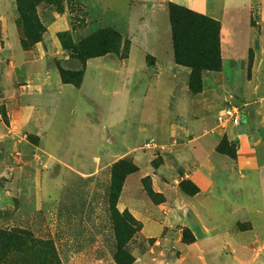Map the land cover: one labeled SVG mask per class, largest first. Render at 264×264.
<instances>
[{
    "label": "rangeland",
    "instance_id": "obj_1",
    "mask_svg": "<svg viewBox=\"0 0 264 264\" xmlns=\"http://www.w3.org/2000/svg\"><path fill=\"white\" fill-rule=\"evenodd\" d=\"M226 2L228 6L224 0H208L210 11L225 25L226 73L230 76L228 68L234 63L237 68L245 63L243 76L249 77L253 64L249 48L258 41L260 17L253 9L249 18L248 10L237 0ZM14 3L18 28L16 0ZM168 3L163 0H62L60 12L56 6L43 3L37 13L45 29L41 41L45 51L41 58L34 51L35 58L44 69H53L59 76L57 63L64 68L80 69L74 60L77 50H64L57 36L67 33L77 46L98 31L109 29L121 35L123 42L133 41L139 49L140 44L148 47L150 54L160 60L173 59ZM262 44L264 48V39ZM123 47L114 42L108 46L99 42L92 52L117 51L104 56L123 62L126 53ZM252 50L254 60L256 51ZM136 53L133 69L137 72L130 77V82L140 79V54ZM11 61L7 51L0 52V264H118L117 260L127 264L129 256L132 264H264L261 243H244V247H238L240 237L238 243H233L223 240L224 235L218 242L204 243L201 240L204 233L193 231L191 226L195 229L200 226L199 217L187 214L185 209L190 204L182 197L197 195L198 188L186 177L172 152L154 147L155 141L149 140L154 135L150 126L147 134H140L143 121L149 122L147 114L146 119L140 117V99L139 102L111 99L112 106L104 112L112 124L108 125V140L95 141L85 135L81 141L78 136H66L69 138L66 149L52 151L42 135V120L47 118L44 105L40 103L34 108L33 115L38 120L35 131L18 119L24 113L18 107L20 93L29 87L30 80L19 70L6 71V64ZM229 104L248 110L242 102L232 100ZM95 111L98 113L97 108ZM219 116L217 122L224 128L227 124H222ZM144 134L148 141H143ZM224 142L221 141L217 150L221 147L220 153L232 152ZM122 162L135 172L117 180L116 188L121 192L114 201L113 180L122 172L119 166ZM146 172L150 174L143 176ZM199 202L203 208L216 211L214 219L207 216L206 227L210 229L206 234H216L218 229H211L216 222L228 229L238 216L243 217L232 214L215 201L210 204L201 198ZM117 214L129 215L139 224V230L131 236L122 225L127 238L122 241L126 244L121 253ZM248 227L240 225L241 230ZM7 231L13 233L10 242L3 234ZM233 257L239 263L231 261Z\"/></svg>",
    "mask_w": 264,
    "mask_h": 264
},
{
    "label": "crops",
    "instance_id": "obj_2",
    "mask_svg": "<svg viewBox=\"0 0 264 264\" xmlns=\"http://www.w3.org/2000/svg\"><path fill=\"white\" fill-rule=\"evenodd\" d=\"M163 1L221 21L214 11H210L208 0ZM237 2L248 10L249 18L253 9H256L260 17L258 41L254 47L249 48H255L256 51L251 75L243 76L247 66L245 63L239 68L234 63L233 67L228 68L230 76L226 73L223 49L227 45V38L225 25L220 22L223 68L221 71L205 74L202 92L194 95L189 89V68L177 65L174 57L160 60L150 54L148 47L140 44L139 49L133 41L128 58L123 62L109 56L91 58L86 62L80 88L64 84L57 71L44 69L45 66L40 65L35 58L37 55L42 57V52L45 51L41 45L43 42L36 45L34 50L23 49L15 23L14 0H0V52L7 51L12 56V61L6 64L5 70L9 73L11 69L19 70L26 80H30L29 87L20 93L18 107L24 113L18 117L19 121L35 131L38 120L33 115L34 108L40 103L44 105L47 118L42 120V135L46 137L49 150L60 151L66 149L67 141L73 135L78 136L81 141L85 139V135H90L95 141L108 140V125L112 124L104 112L109 111L112 106L111 99L137 102L140 99V117L146 119L147 114L149 119V122L145 120L141 124L140 134L146 133L150 126L154 135L151 134L149 140L155 141L154 147L160 150L167 148L172 152L183 166L186 177L198 188L197 195L182 197L184 202L190 204L185 209L187 214L199 217L196 220L200 222V226H195L196 229L191 226L193 231L204 233L205 236L201 239L204 243L218 242L224 235L223 240H231L233 243H238L240 237L241 241L236 244L238 247H244V243H261L264 246V0ZM225 3L228 6L226 0ZM126 25L128 28V24ZM34 51L37 55H34ZM135 51L140 54V79L130 82V77L137 72L133 66ZM153 60L155 64H151ZM232 100L235 103L242 102L248 108H240L241 115H246L247 122L244 123L242 118L238 125L228 123L221 128L217 118ZM66 117H69L68 120ZM65 120L66 123L63 124ZM80 125L83 128H79ZM95 125L99 127V131ZM78 129L81 131L78 132ZM82 129L90 133L85 134ZM205 130L212 132L206 134ZM146 134L144 142L148 141ZM222 140L234 150L233 157L217 150ZM148 174L150 173L146 172L143 176ZM152 174L156 177L155 173ZM153 180L156 183L155 178ZM201 198L210 204L215 201L232 211V214L243 217L238 216L228 229L219 227V222H216L211 227L218 229L216 234H206L210 229L206 227L207 216L214 219L216 211L203 208V204L199 202ZM245 224L249 225L248 229L241 230L240 225ZM231 261L239 263L235 257Z\"/></svg>",
    "mask_w": 264,
    "mask_h": 264
},
{
    "label": "trees",
    "instance_id": "obj_3",
    "mask_svg": "<svg viewBox=\"0 0 264 264\" xmlns=\"http://www.w3.org/2000/svg\"><path fill=\"white\" fill-rule=\"evenodd\" d=\"M43 3L46 5H54L57 11H61L60 5L62 0H16L18 14L17 24L20 31L21 45L26 51L32 50L41 42L45 33L44 26L37 13L38 7ZM167 7L174 62L179 66L190 69L189 89L192 94L196 95L203 90V77L205 73L222 70L223 60L220 45L221 23L210 16L200 14L172 2H169ZM57 37L64 50H77L74 60L78 61L81 66L80 69H76L75 67L64 68L60 63H57L62 82L64 84L74 85L76 88H80L82 85L87 60L117 52L107 50L102 53L94 54L95 52L92 51L95 50L97 43L103 42L105 46H108L114 42L118 44L120 48L124 46L123 50L126 53L122 57L123 60L128 58L131 46L130 42H123L121 35L109 29L98 31L86 40L81 41L77 46L74 45L72 37L67 33H61ZM256 48H258V45H256ZM249 54L250 63H252V49ZM219 150L220 152L222 151L221 147ZM226 154L233 157L234 150L232 149V152L226 151ZM119 166H121L123 170L121 173L114 176V185L111 190V197L114 201H117L121 192L119 188H116L117 180L120 177L124 179L128 174L135 172V169L126 163L122 162ZM115 218L117 238L119 241L118 250L121 253L126 244L123 242L126 241L127 238L125 237L126 234L123 233L121 229V227H123L122 225H124L126 231L129 232L128 236H131L139 230V224L126 214H117ZM141 228L140 226V230ZM3 234L7 236L6 239L10 242L13 233L7 231ZM117 262L118 264H123L119 260H117ZM127 264H132V257L129 256V262Z\"/></svg>",
    "mask_w": 264,
    "mask_h": 264
},
{
    "label": "built area",
    "instance_id": "obj_4",
    "mask_svg": "<svg viewBox=\"0 0 264 264\" xmlns=\"http://www.w3.org/2000/svg\"><path fill=\"white\" fill-rule=\"evenodd\" d=\"M219 120L222 124L232 123L235 125L240 124L242 120L241 110L240 108L229 104L223 110V113L219 116Z\"/></svg>",
    "mask_w": 264,
    "mask_h": 264
},
{
    "label": "water",
    "instance_id": "obj_5",
    "mask_svg": "<svg viewBox=\"0 0 264 264\" xmlns=\"http://www.w3.org/2000/svg\"><path fill=\"white\" fill-rule=\"evenodd\" d=\"M242 118H243V122L246 123L247 122L246 115H243Z\"/></svg>",
    "mask_w": 264,
    "mask_h": 264
}]
</instances>
